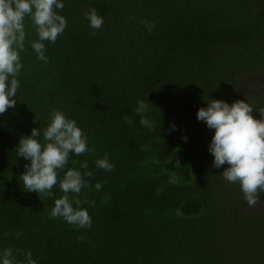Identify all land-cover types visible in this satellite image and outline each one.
Here are the masks:
<instances>
[{"label":"trees","instance_id":"obj_1","mask_svg":"<svg viewBox=\"0 0 264 264\" xmlns=\"http://www.w3.org/2000/svg\"><path fill=\"white\" fill-rule=\"evenodd\" d=\"M61 2L67 26L43 41L47 63L25 17L17 104L0 115V253L11 248L14 264H27L29 252L36 264H264V193L248 206L239 183L222 176L227 165L212 166L214 130L197 119L212 99L245 100L260 118L264 0ZM92 8L100 29L84 15ZM140 100L152 104L153 130L139 124ZM57 109L87 139L89 151L70 154L58 181L87 161L91 187L68 196L90 228L50 218L65 195L59 183L41 199L20 179L30 161L17 157L19 140L42 132ZM105 155L112 171L96 167Z\"/></svg>","mask_w":264,"mask_h":264},{"label":"clouds","instance_id":"obj_2","mask_svg":"<svg viewBox=\"0 0 264 264\" xmlns=\"http://www.w3.org/2000/svg\"><path fill=\"white\" fill-rule=\"evenodd\" d=\"M64 6L61 0H0V115L17 104V89L20 87L17 76L23 67L20 53L25 50V17L30 18L38 35L31 47L37 53V58L47 63L43 41L55 43L64 32L67 20L56 11H62ZM84 15L91 28H102L103 17L98 15L95 8L86 9ZM143 23L148 31L155 27L154 24ZM206 102L207 107L198 110L197 119L214 130L208 149L214 157L212 166L219 169L227 165L222 176L228 182H238L248 206L254 207L259 202L260 194L264 193V107L255 109L260 114L257 119L252 115L254 108L245 100L232 104L218 99ZM149 105H152L149 101L145 103L140 100L134 111L140 117L139 124L153 130L154 122L145 115ZM123 120L132 124L127 115ZM37 122L34 119L33 123ZM175 128L173 124L172 130ZM41 136L43 143L39 139ZM88 151L82 129L75 120L66 118L58 109L51 114L50 122L42 132L40 128H33L30 136L21 137L15 150L17 157L30 161L20 175L24 190L36 192L40 198L43 194L46 198L52 195V189L59 183L65 195L55 199L50 218H63L77 228H90L92 219L86 209L79 207L81 201L78 198L70 201L68 194L78 197L82 189L91 187L85 177L93 176V172L88 170V163L84 161L81 163V168L85 169L83 173L68 169L63 179L58 181V170L65 168L70 154L80 156ZM95 164L107 171L114 169L106 155ZM101 187L100 183L95 184L96 190ZM73 204L77 207H73ZM26 260L27 264H36L30 252ZM14 262L11 248L0 253V264Z\"/></svg>","mask_w":264,"mask_h":264},{"label":"rangeland","instance_id":"obj_3","mask_svg":"<svg viewBox=\"0 0 264 264\" xmlns=\"http://www.w3.org/2000/svg\"><path fill=\"white\" fill-rule=\"evenodd\" d=\"M256 211H258V210H256ZM259 212V211H258Z\"/></svg>","mask_w":264,"mask_h":264}]
</instances>
